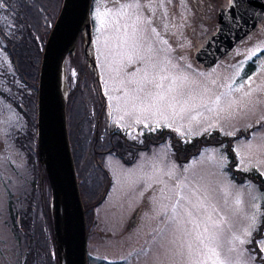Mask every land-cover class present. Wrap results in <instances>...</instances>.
I'll return each mask as SVG.
<instances>
[{
    "label": "rangeland",
    "instance_id": "1",
    "mask_svg": "<svg viewBox=\"0 0 264 264\" xmlns=\"http://www.w3.org/2000/svg\"><path fill=\"white\" fill-rule=\"evenodd\" d=\"M197 1L143 0V6L137 11L141 18L154 23L146 26L147 39L142 40L137 49L119 47L111 30L110 21L123 12L125 16L120 21L123 23L131 11L124 8L123 0L119 4L117 0L94 3L90 11L93 20L91 60L79 51L81 47L77 44L73 53L67 55L64 65L72 125L81 123L86 102L97 105L95 96L89 92L91 85H97L104 97L102 127L112 125L106 118L112 117L114 126L123 129L125 138L163 128L173 131L180 143L216 132L221 138H233L235 170L258 174L264 179V21L232 47L230 54L207 69L201 68L194 62L193 54L213 31V24L201 21L202 16L208 20L211 16L205 6L199 13L193 6ZM226 3L227 0L215 1L213 18L217 9ZM53 5L54 0H51L45 10L52 9ZM151 27H156L160 35H154ZM80 41L83 44L81 38ZM250 62L252 65L245 71ZM3 64L9 67L8 58L0 49V93H5L0 94V264H21L23 259L37 256L38 264L42 259L44 264H51L53 238L44 208L41 210L39 204L43 198L48 202V187L36 154H33L36 141L30 134L29 113L33 103L31 95L24 91L25 96H19L21 112L14 108L7 98L12 81L10 76L4 79ZM151 64L165 67L170 74L186 76V91L190 90L193 96L184 111L177 106L178 115L167 111L166 120L151 110L142 111L125 102L136 95L137 81L141 80L145 67ZM249 77L251 82L236 91L239 82ZM229 85H232L231 91ZM73 87L79 89L75 95ZM250 89L251 95H244ZM80 98L86 101L79 102ZM93 107L89 105L90 110ZM66 131L69 143L67 126ZM239 133L249 137H239ZM221 144L202 145L196 155L184 163L177 161L176 154L180 159L181 152L170 146L168 140L137 151L135 158H131V149L124 150V147L99 148L101 155L97 156L108 182L94 168L83 167L79 160L76 163L72 159L78 191L79 194L82 191L83 197L79 196L88 208L84 214L86 264H186V239L190 241L191 238L169 224L177 199L176 186L180 182L187 184L189 189L198 190L197 195L202 199L207 196V210L201 216L209 232L218 235L215 246L220 258L226 264H258L246 244L251 236L247 233L258 230L260 216L264 214L260 208L263 195L252 181H232ZM123 159L132 162L125 164ZM77 177L81 180L77 181ZM29 224L37 225L34 231L28 229ZM258 241H264V228ZM257 247L260 250L264 245ZM260 253L264 258V252L260 250ZM201 259L206 260L207 256Z\"/></svg>",
    "mask_w": 264,
    "mask_h": 264
},
{
    "label": "water",
    "instance_id": "2",
    "mask_svg": "<svg viewBox=\"0 0 264 264\" xmlns=\"http://www.w3.org/2000/svg\"><path fill=\"white\" fill-rule=\"evenodd\" d=\"M92 0H61L40 53L35 113L36 156L47 183L48 210L56 264H86V228L66 131L64 65L79 37L91 56ZM264 19V0H228L217 25L194 52L202 68L213 66ZM65 89V91L63 90Z\"/></svg>",
    "mask_w": 264,
    "mask_h": 264
},
{
    "label": "trees",
    "instance_id": "3",
    "mask_svg": "<svg viewBox=\"0 0 264 264\" xmlns=\"http://www.w3.org/2000/svg\"><path fill=\"white\" fill-rule=\"evenodd\" d=\"M50 1L51 0H6L4 2L3 0H0V49L7 56L9 65V67H5L3 64L1 69L3 70L2 74L4 79H6L7 76H10V80L12 81V89L9 95H7V98L14 108L21 112L19 106L22 104V102L19 99V96L21 94L22 97L25 96L24 91H27V93L31 95V103H33V106L31 105L32 107L30 108L29 113L30 120H32V124H30L32 125L30 128V134L33 136L34 141L35 97L39 58L43 42L52 22L55 19L54 14H57L61 2V0H54L53 8H47L45 10ZM251 65L252 63L247 65L246 69ZM245 71L243 72L242 77L244 76ZM21 83L23 86H21ZM1 95H5V93ZM68 101L69 100L66 101V126L68 129L72 159L76 163L79 160V164L83 165V167L94 168L98 171L101 178L104 177L106 179L107 173L99 163L100 161L98 156L101 155V153L98 152L99 148H104L106 146L110 147V145L113 144L119 145L121 143L124 147V150L131 149V158H135L137 151L145 150L150 145H155L168 140L169 144H171L170 146L173 148L175 147L181 152L182 158L180 159L175 153L176 157L178 158L177 161L179 163H184L189 158L194 157L202 145H220L222 143V150L225 152L228 159L226 170L231 174L232 181L235 183H243L244 180H249L255 183L258 190L263 195L260 202V208L262 211H264V179L258 174L239 172L234 169L236 166V158L234 157L235 154L232 153V146L234 142L233 138L224 139L221 138L216 132H212L194 137L186 143H180V140L174 136L173 131L162 128L160 130L141 132L139 137H137V141L125 139L124 142H122L120 133H118L119 136H112L109 139H105V135H107V133L103 135L94 134L93 118H89L88 114H86L87 117H84V115L80 116L81 123H77V125H75L74 122L75 126L72 125L73 120L70 119V117H72L73 114L72 111H70L71 108L67 104ZM80 101L81 100L79 99V102ZM83 111H85V107ZM239 137H245V139H247L249 135L239 133ZM33 154H36L35 151H33ZM129 162H132V160L126 161L123 159V163L126 164ZM85 164L87 166H85ZM76 175H78L77 172ZM79 180H81L80 177H77V181ZM106 181L108 182L107 179ZM79 195L83 197L82 191H80ZM47 197L49 198V193H47ZM82 205L85 214L88 208L86 209L84 203ZM44 211L46 221L48 223V229L52 237L47 198H45L44 202ZM257 228L258 230H255L256 232L254 231L251 234L250 240L248 244H246V249L253 255L256 263L264 264V258H261L260 250L257 247V241L262 237L263 233L264 214L260 216V222ZM52 247H54L53 243L50 242V248L52 249ZM52 253L53 252L51 251L52 259H49V261L51 264H56L55 253L54 256H52Z\"/></svg>",
    "mask_w": 264,
    "mask_h": 264
},
{
    "label": "snow or ice",
    "instance_id": "4",
    "mask_svg": "<svg viewBox=\"0 0 264 264\" xmlns=\"http://www.w3.org/2000/svg\"><path fill=\"white\" fill-rule=\"evenodd\" d=\"M117 2L119 4L120 0H117ZM168 2L171 3V0H168ZM123 6L125 9L131 10L127 13V20L123 23L120 22L125 16V13L120 12L116 19L109 22L111 30L119 47L130 46L133 49H137L140 42L147 39L146 26L150 27L154 22L151 19L141 18L139 15L137 10L143 6V0H131V2L123 0ZM128 20H131V23ZM103 23L104 21H102V25ZM129 29H131V32H129ZM151 32L156 36L160 35L156 27H151ZM162 42L167 43V41ZM149 51H151L150 47ZM251 55H254V53ZM251 55H249V59ZM141 59H144V57H141ZM187 80L186 76L170 74L165 67L151 64L145 67L141 80L137 81L136 95L130 96L125 102H130L133 108H139L142 111L151 110L153 114H158L166 120L167 111H171L173 115H178L177 106H180V110L184 111L186 106L192 101L191 91H186ZM250 82L251 77L247 80H241L235 90L241 91L244 85ZM228 87L231 91L232 85ZM244 95H251V89ZM117 99L119 100L120 98ZM139 122L137 120V123ZM145 127H147V124H145ZM176 130L179 131V129ZM176 187L177 199L173 205V214L169 218V224L175 225L177 230L186 238H191L190 241L186 239L188 251L186 264H208L209 261H213V264H226V261L220 258V253L215 246L218 235L209 232V226L201 216V213L207 210L205 204L207 196L202 199L197 195L198 190L189 189V186L183 182L178 183ZM185 189L189 190L185 192ZM193 197H195V201ZM254 219L255 217H253ZM247 234L251 235V232L249 231ZM243 242L241 241V243ZM257 243L258 245H264V241H258ZM210 244L213 246L210 247ZM260 250L264 252V247H261ZM209 253L210 256L208 255ZM205 256H207L206 260L201 259V257Z\"/></svg>",
    "mask_w": 264,
    "mask_h": 264
},
{
    "label": "flooded vegetation",
    "instance_id": "5",
    "mask_svg": "<svg viewBox=\"0 0 264 264\" xmlns=\"http://www.w3.org/2000/svg\"><path fill=\"white\" fill-rule=\"evenodd\" d=\"M97 1H99V0H92V6H94V3H96ZM215 1L216 0H198V2L197 3H195V4H193V6H195L197 9H199V13H200V8L201 9H204V6L206 7V11H210V12H207V14H209L211 17H210V19L208 20L207 19V17H205V18H203V16H202V19H201V21H203V23H212L213 24V31L215 30V28H216V25H217V14H216V16L213 18V16H214V14H213V12H215V10H214V8H213V6H214V4H215ZM153 2H155V1H153ZM199 4H202V5H199ZM227 4V3H226ZM225 4V5H226ZM225 5H222V7L223 6H225ZM92 6H91V9H90V11H92L93 9H92ZM221 7V8H222ZM212 8H213V10H212ZM220 8H218L217 9V11L219 10ZM201 18V17H200ZM92 16H91V14H90V23H91V26H93V23H92ZM264 20H262V21H260V22H258L256 25H255V27L246 35V37L249 35V34H251L253 31H255L256 30V28H257V26H258V24L259 23H262ZM200 28H198V30H199ZM213 31H211L210 33H208L207 34V37L210 35V34H212L213 33ZM207 37H205L204 38V40H203V42L205 41V39L207 38ZM228 54H230V52L228 53ZM90 88V91L89 92H92L93 93V95L95 96V98H96V101H97V105L96 106H94V104L93 103H90L89 102V104H88V102H86L85 103V111H83V115H84V117H87L86 116V114H88V116H89V118H93V125H94V134L96 135H102L104 132L102 131V126H101V122H102V117H103V115H104V107H103V104H104V97L102 96V94L98 91V88H97V85L96 86H90L89 87ZM77 90H79L78 88H77ZM77 90L73 87V89H72V92H73V95H75V93L77 92ZM89 105L90 106H94L93 107V109L92 110H90L89 109ZM94 111H95V113H94ZM93 114V115H92ZM108 120H110V123H112V125H109V127H108V129H107V135H105V139H109L110 137H112V136H117L118 135V133H120L121 134V141L122 142H124V140L125 139H128V140H135V141H137V137H139V135L141 134H137V137H133V138H125V133H124V131L122 132V130L121 129H119V128H117V127H115L114 126V123L112 122V117L111 118H109V117H106ZM124 130H126V128L124 129ZM119 136V135H118ZM110 149L112 150V149H118V148H121V147H123V145L120 143L119 145H110ZM44 202H45V199L43 198V201H41L39 204H41L42 205V207H41V210H43V208H44ZM38 208H39V206H38ZM37 227V225L36 224H29V226H28V229L30 228L31 229V231L33 230H35V228ZM44 227V226H43ZM29 229V230H30ZM26 231V230H25ZM40 237H41V235H40ZM44 258V257H43ZM38 260H39V257L37 256V257H33L32 259H29V258H25V259H23L22 260V262H21V264H38ZM45 263V261L42 259V263L41 264H44Z\"/></svg>",
    "mask_w": 264,
    "mask_h": 264
},
{
    "label": "bare ground",
    "instance_id": "6",
    "mask_svg": "<svg viewBox=\"0 0 264 264\" xmlns=\"http://www.w3.org/2000/svg\"><path fill=\"white\" fill-rule=\"evenodd\" d=\"M91 29H92V26H91ZM65 91V89H63ZM263 214V213H262Z\"/></svg>",
    "mask_w": 264,
    "mask_h": 264
}]
</instances>
